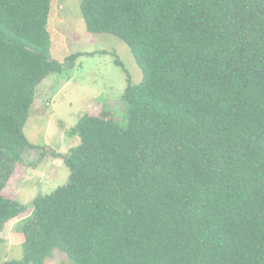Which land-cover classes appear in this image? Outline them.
<instances>
[{
    "label": "trees",
    "instance_id": "obj_1",
    "mask_svg": "<svg viewBox=\"0 0 264 264\" xmlns=\"http://www.w3.org/2000/svg\"><path fill=\"white\" fill-rule=\"evenodd\" d=\"M53 0H0V244L24 219V258L76 264H264V0H82L91 33L143 71L125 121L85 114L68 182L30 207L3 194L24 154L50 55ZM74 56L73 58H76ZM61 158V156H56Z\"/></svg>",
    "mask_w": 264,
    "mask_h": 264
},
{
    "label": "rangeland",
    "instance_id": "obj_2",
    "mask_svg": "<svg viewBox=\"0 0 264 264\" xmlns=\"http://www.w3.org/2000/svg\"><path fill=\"white\" fill-rule=\"evenodd\" d=\"M81 2H52L50 55L63 65V70L48 75L37 88L24 133L38 149L24 154L23 163L3 192L6 198L27 208L39 195L50 194L68 182L70 171L64 158L80 144L79 137L72 134L80 117L106 111L124 122V92L129 84L138 85L143 80L142 69L122 39L88 31ZM31 210L24 211L2 233L0 264L23 260L24 219ZM44 264L76 263L65 253L55 251Z\"/></svg>",
    "mask_w": 264,
    "mask_h": 264
}]
</instances>
